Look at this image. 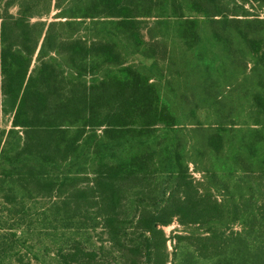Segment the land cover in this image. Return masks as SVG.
I'll list each match as a JSON object with an SVG mask.
<instances>
[{"label":"trees","instance_id":"16d2710c","mask_svg":"<svg viewBox=\"0 0 264 264\" xmlns=\"http://www.w3.org/2000/svg\"><path fill=\"white\" fill-rule=\"evenodd\" d=\"M249 5L264 10L0 0V264L39 260L20 246L36 204L113 250L72 240L65 264H264V19ZM174 221L191 232L170 258Z\"/></svg>","mask_w":264,"mask_h":264},{"label":"rangeland","instance_id":"374dc122","mask_svg":"<svg viewBox=\"0 0 264 264\" xmlns=\"http://www.w3.org/2000/svg\"><path fill=\"white\" fill-rule=\"evenodd\" d=\"M247 7L249 11V17L255 18L260 17L264 19V10H261L257 7L251 8ZM13 13H17V9L13 10ZM243 14V12H241ZM55 12L52 13L51 16L47 18H43L42 21L50 23L53 21V16ZM36 64V63H35ZM12 126L11 117H6L1 124V129L6 130L8 132ZM7 135L4 136V140H7ZM191 169V174L193 177L201 181L203 175H201L194 167ZM29 203H26L27 205ZM47 204V203H46ZM36 206L31 213L33 217L30 221H28L25 225L27 227V232L29 234L24 237L22 233V241L20 243L22 253L25 255H29L30 257H35L37 255L38 261H34L35 264H65L62 261V255L68 253L72 249V240H80L82 242L83 248L87 251V249H97L101 245H103L106 249V253H112L109 244H105L104 242L107 238L105 234H102V229L98 228L97 230L88 229L86 226H77L75 224L73 218L65 217L60 213V217H55L52 214H55V208H53L49 212L48 205L44 204H36ZM46 210H43L44 208ZM166 237H167V254L172 258V255L175 251V241L173 240V235L183 234L191 232V228H184L179 224L178 221H174L171 225L162 228ZM234 231H238L239 227H234ZM81 230V231H80ZM136 238V236H129L128 239ZM49 252V253H48ZM60 255V257H59ZM4 258V257H3ZM104 258L99 257V262H102ZM110 260L114 261V255L109 257ZM6 264H13L12 261L7 259ZM148 259H143L142 262H147ZM115 263V262H114ZM123 264V260H121ZM170 264V263H169Z\"/></svg>","mask_w":264,"mask_h":264}]
</instances>
